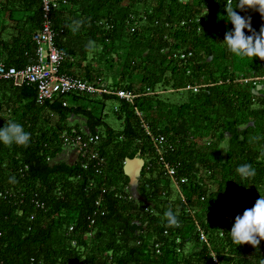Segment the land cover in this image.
<instances>
[{
	"label": "trees",
	"instance_id": "obj_1",
	"mask_svg": "<svg viewBox=\"0 0 264 264\" xmlns=\"http://www.w3.org/2000/svg\"><path fill=\"white\" fill-rule=\"evenodd\" d=\"M226 3L68 0L51 13L56 46L67 56L62 73L141 97L131 104L113 95L71 93L42 106L37 86L0 81V127L14 120L31 133L28 145L0 143V264H264V239L257 246L236 245L228 233L236 215L264 195V96L239 80L262 75L264 59L228 50L223 41L233 25ZM228 3L234 7L236 0ZM236 11L250 16L257 32L264 25L256 9ZM70 14L79 27L70 26ZM44 20L43 0H0V58L7 67L37 63L34 35ZM91 52L119 59L102 69ZM190 52V59H181ZM115 64L127 71L110 85ZM134 72H142V81L127 84ZM159 87L189 97L167 101L157 96ZM94 98L101 108L120 103L115 113L122 131L98 115ZM49 111L57 115L55 123L46 117ZM71 116L84 117L87 128L74 127ZM146 125L173 150L159 156ZM74 129L100 136L99 160L79 154L73 165L54 162L63 133ZM139 156L145 160L142 203L130 193L125 173L126 161ZM243 163L255 169L253 176L237 173ZM169 208L178 214V226L166 223Z\"/></svg>",
	"mask_w": 264,
	"mask_h": 264
},
{
	"label": "built area",
	"instance_id": "obj_2",
	"mask_svg": "<svg viewBox=\"0 0 264 264\" xmlns=\"http://www.w3.org/2000/svg\"><path fill=\"white\" fill-rule=\"evenodd\" d=\"M44 3V23L42 29L34 35V40L38 45L37 50V63L29 66L23 70L7 67L3 60L0 58V81L13 80L19 85L32 84L38 88V103L44 104L50 100L54 102L61 96L70 95L71 93L83 94V95H98L103 97L104 95L117 96L121 100L133 104L134 101L141 97L140 94L134 93L125 89L117 90L109 87V85L100 83H90L82 79L74 78L67 74L61 73V68L66 59V54L56 46V33L53 28V21L51 19V13L54 10L59 9L63 5L68 4V0H43ZM199 22V21H198ZM187 22H183V26H186ZM201 31V28H199ZM192 53H183L181 59H190ZM254 85L264 82V78L253 79ZM246 82H249L248 80ZM196 92L198 88L194 89ZM151 89H147V93H150ZM144 95V94H143ZM67 105L66 103L64 104ZM140 115V114H139ZM146 133L149 135L156 147L159 156L167 153L169 150H173L172 147L166 148L167 139L163 135H154L148 125H146ZM88 136V137H87ZM83 136L76 130L63 135L64 145L72 150L77 151L83 157L90 156L92 160H99V154L95 151V146L100 142V136ZM104 159L100 160V165L104 164ZM167 172L170 176L176 175L174 167L166 166ZM101 169L98 170V173ZM102 198L97 202L98 210L100 209ZM95 221L92 220V224ZM71 231L74 230L72 226ZM204 240L207 237L203 236Z\"/></svg>",
	"mask_w": 264,
	"mask_h": 264
},
{
	"label": "clouds",
	"instance_id": "obj_3",
	"mask_svg": "<svg viewBox=\"0 0 264 264\" xmlns=\"http://www.w3.org/2000/svg\"><path fill=\"white\" fill-rule=\"evenodd\" d=\"M225 7H226V12H227L226 17H228L227 21L233 25V28L225 33V37L223 41L226 43L228 50L235 56L252 57V58L259 57L261 59H264V25H262L259 31L257 32L252 27L251 17L249 16L246 18L242 16L238 11H236V8H240L241 10H243L245 9V7H251L259 11L260 14L264 16V0H238V2L236 0V4L234 7L231 6L227 0ZM182 25H183V22H182ZM245 29L248 30V34H246ZM62 74H67V73H62ZM261 78H264V71L262 75L258 74L257 76H254V77L241 76L239 77V80L240 82L244 84L245 83L253 84V87H254L253 94L256 96L263 97L264 96V82L260 81V83H258L257 85H254L252 81L253 79H261ZM247 80L249 82H246ZM106 85L108 84L106 83ZM147 89L148 88H146V90ZM38 96H39V93H38ZM91 97L101 98V96H98V95H91ZM46 102H52V101L48 100ZM37 103H38V100H37ZM45 103L44 104L38 103V105L44 106ZM65 103L67 104L66 106H68L67 102H63V105ZM47 116L56 118L57 115L52 114L49 111L47 113ZM65 133H68V131L64 132L63 135ZM63 135H62V138H63ZM30 141H31V133L25 130L24 126L17 121L8 120L3 127H0V143L4 145H13V144L28 145ZM63 144H64V139H63ZM75 152L77 153V155H79L77 151ZM137 158H141V156ZM236 171L242 178H247L255 174V169L251 166V164H248V163L240 164L237 167ZM140 180H141V177L139 179V184H140ZM10 181L15 182V177L14 176L10 177ZM129 189H130L131 194L133 193L134 196H136L137 198H140L138 190L137 192H134L131 185L129 186ZM0 198H1V195H0ZM164 217L166 219V223L169 226H178L180 223L178 214L174 212L171 208H169L164 213ZM228 233L230 235L231 240L236 245L249 243L253 246H257L260 244L261 240L264 239V195L259 196V198L256 200L253 207L245 209L242 214L236 215L234 222L232 223V227Z\"/></svg>",
	"mask_w": 264,
	"mask_h": 264
},
{
	"label": "rangeland",
	"instance_id": "obj_4",
	"mask_svg": "<svg viewBox=\"0 0 264 264\" xmlns=\"http://www.w3.org/2000/svg\"><path fill=\"white\" fill-rule=\"evenodd\" d=\"M142 20L141 17L138 19V21ZM139 24H142L139 22ZM134 30V29H133ZM225 32V31H223ZM127 47H125L126 49ZM91 53H99V52H91ZM119 59L118 55L116 53H114V55L112 56L111 53L109 52H105L104 54L101 52L99 53L98 59L97 60H101L103 65L102 68H104V65L107 64V61H109V63H112V60H114L115 58ZM116 59H115V63H116ZM116 65V64H115ZM109 66V65H108ZM107 66V70L108 67ZM114 66V65H113ZM98 68V67H97ZM101 69V68H100ZM112 74L111 79L113 80L115 76H119L121 73L126 72L127 70L122 66L120 67L119 65H116L115 69H112ZM142 72H134L133 76L130 78H127L126 82L127 84H129V82H141L143 79V74L141 75ZM132 74V73H130ZM113 82H110L109 84L112 85ZM174 91V90H173ZM171 90L169 88H163V87H159L158 92H157V96L161 97V99H165V100H169L171 102H177V103H182L185 100H187V98L189 97L187 94H180L177 93L175 96H172L171 94ZM179 96H182V99L179 98ZM172 97V98H170ZM95 102H100V101H94L91 100V105L92 107L96 106V110L98 111V115L103 116L105 122L112 127L113 129H115L116 131H122L123 130V121L119 120L118 117L116 116L115 111L120 107V103L116 102V101H109L106 102V105L104 108H101L99 106V104H95ZM104 112V113H103ZM47 118H49V116H47ZM52 123H55L57 121V118H52L50 117L49 119ZM86 119L84 117H77V116H71L69 123L73 124V126H78V128L82 129V125L83 123H86ZM80 130V129H79ZM223 150L225 151L227 148V143H225L222 146ZM79 160V155H77V153L75 151H73L72 149L66 147L64 144L60 150L59 156L54 160L55 163H59V162H65L68 163L69 165H73L75 164L77 161ZM140 203H142V199L139 198L138 200Z\"/></svg>",
	"mask_w": 264,
	"mask_h": 264
},
{
	"label": "water",
	"instance_id": "obj_5",
	"mask_svg": "<svg viewBox=\"0 0 264 264\" xmlns=\"http://www.w3.org/2000/svg\"><path fill=\"white\" fill-rule=\"evenodd\" d=\"M144 165L145 161L142 158H136L134 160L128 159L126 161L125 173L131 180L130 185L132 186L134 192H137L138 190L139 179L141 177Z\"/></svg>",
	"mask_w": 264,
	"mask_h": 264
},
{
	"label": "crops",
	"instance_id": "obj_6",
	"mask_svg": "<svg viewBox=\"0 0 264 264\" xmlns=\"http://www.w3.org/2000/svg\"><path fill=\"white\" fill-rule=\"evenodd\" d=\"M69 13H70V10H68V14ZM68 19L70 20V21H68V23L70 24V26H73V27H79L80 26V23H79L80 21L79 20L76 21V22H71L72 21V15L71 14L68 16ZM99 53H101V52H99ZM99 53H97V58L99 56ZM102 53L104 54L105 52H102ZM89 55H90V58H92L95 55V53H90ZM102 69H104V68H102ZM78 72H81V71L78 70ZM109 82H113V80L112 79H109ZM93 100L94 101H97L98 98H94ZM88 107L90 108V98H89V106ZM81 125H82V128H87L86 123H83Z\"/></svg>",
	"mask_w": 264,
	"mask_h": 264
}]
</instances>
